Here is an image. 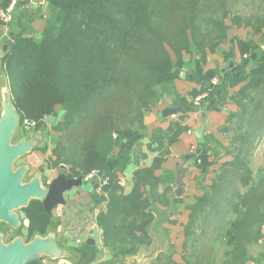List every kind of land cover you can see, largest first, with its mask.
<instances>
[{
  "label": "trees",
  "instance_id": "1",
  "mask_svg": "<svg viewBox=\"0 0 264 264\" xmlns=\"http://www.w3.org/2000/svg\"><path fill=\"white\" fill-rule=\"evenodd\" d=\"M257 1L261 12L241 15L229 10L227 0H47L49 14L40 38L17 34L5 46L1 69L19 126L29 119L36 123L34 130L43 131L44 118L55 116L52 156L40 167L63 166L67 177L82 179L97 169L107 178L98 194L105 206L95 221L110 254L95 264H126V257L151 244L148 228L155 205L178 200L170 187L158 192L170 179L165 180L168 172L156 175L155 170L187 127L173 122L166 133L153 132L158 153L150 166L134 170L128 193L115 170L104 172L108 158L133 132L145 129L144 112L173 89L183 53L205 61L207 52L220 49L231 25L264 34V0ZM249 45L237 39L241 54ZM215 74L210 70L204 76L210 80ZM241 82L230 96L236 110L220 128L228 133V144L206 137L197 148L196 165L218 167L209 183L203 182L205 173L200 175L202 193L187 206L180 260L170 253L166 264H260L264 257V166L255 171L250 166L264 135V54L241 81L229 85ZM221 154L228 158L218 162ZM19 212L17 229L0 222V230L9 232L5 242L16 236L27 242L52 230V212H45L40 200H30ZM255 245L259 257L251 254ZM155 260L162 261L161 256Z\"/></svg>",
  "mask_w": 264,
  "mask_h": 264
},
{
  "label": "crops",
  "instance_id": "2",
  "mask_svg": "<svg viewBox=\"0 0 264 264\" xmlns=\"http://www.w3.org/2000/svg\"><path fill=\"white\" fill-rule=\"evenodd\" d=\"M5 2L6 0H0V4ZM48 14L47 0H19L14 7L10 21L0 22V50L17 34L39 39ZM237 39L249 42L248 52L244 54L239 52ZM263 54L264 34L254 35L250 28L243 26L229 28L227 38L220 49L215 52H207L203 62L199 61V57L195 53H183V65L175 68L177 77L174 79L173 89L164 93L155 106L144 112L145 129L133 132L131 138L118 145L108 158L104 172L107 169L115 170L124 188V193H128L133 186L134 170L150 166L158 153L157 143L152 142L153 132L166 133L169 124L173 122H179L182 126L187 127V130L183 131L178 139L169 146V153L160 169L155 170L156 175L168 172V177L165 176V180L170 179V182L165 181L159 185L158 192L161 193L165 187H170L178 200L168 205L156 204L155 218L148 228L150 236L154 230L159 239V236L166 235L169 245L174 247L175 254L181 251L183 226L188 219L189 212L187 206L194 203L195 198L202 193L198 186V182L202 178L200 175L205 173L203 182L209 183V177L218 167V164L208 168L196 165L194 157L197 156V150L192 152L191 148L193 146L198 148L199 144L194 131L204 124V140L206 137L209 139L213 137L219 139L223 145L228 144V139L220 132V128L224 125L228 114L236 110V105L230 96L242 84L241 82L230 86L229 82L230 80L241 81L251 65L261 60ZM210 70L216 71L213 76L217 78L216 83L211 82L213 77L208 80L204 76L205 72ZM3 74L0 67V90L4 83ZM202 88H204L202 93H206L207 96L195 103V96L191 92ZM55 110L60 112L58 108ZM51 125H45L43 131L38 129L42 131L41 143L22 156L27 160L23 164H28L33 168H29V171L42 172V178L45 176L47 181L60 172L53 173L52 168L47 169L40 166L37 168L38 160L42 154L44 156L45 153L48 158L52 156L51 149L57 135L50 129ZM35 131L37 130H33L29 134L22 132L19 136L28 135L31 137ZM95 182L94 184L89 182L88 187H86L87 182H84V188H72L65 193V204L58 205L52 210L53 229L56 231L55 233L61 231L56 240L72 250L74 257L58 259L43 257V264H95L99 259L109 256L110 250L102 245L101 229L95 221L96 213L104 209L105 206L104 200L94 191ZM177 187L180 188L179 195L175 194ZM73 206L76 207L75 213L72 217L67 218L61 209L65 207L73 209ZM73 216L79 218L78 226H74ZM66 219L72 220L68 223ZM69 231H73L74 237L69 234ZM262 244L264 245V236ZM158 251H161V248ZM128 258L130 257H126L125 261ZM175 260L177 259L175 258ZM248 264L254 263L249 262ZM260 264H264V257Z\"/></svg>",
  "mask_w": 264,
  "mask_h": 264
},
{
  "label": "water",
  "instance_id": "3",
  "mask_svg": "<svg viewBox=\"0 0 264 264\" xmlns=\"http://www.w3.org/2000/svg\"><path fill=\"white\" fill-rule=\"evenodd\" d=\"M4 49L5 47L0 50V60ZM3 78L4 83L0 90V222L17 229L21 224L19 209L26 207L30 200H40L44 211L52 212L56 206L65 204L66 192L72 188L84 187V182L80 176L67 177L64 167L54 178L47 181L46 185L43 183L41 172H36L28 180H24L28 174V164L15 167L14 163L37 146L42 131H35L31 137H21L17 141L14 139L19 115L12 103L5 74ZM53 120L52 114L46 116L45 125H51ZM204 130L203 124L194 131L199 146L205 142ZM104 175L101 173L98 180ZM94 182L95 180H91L90 184ZM179 193L180 188L177 187L175 194ZM3 237L0 232V264H43V257L58 259L74 256L72 250L56 243L55 233L52 231L45 235L36 234L27 242L22 236H16L9 242H5Z\"/></svg>",
  "mask_w": 264,
  "mask_h": 264
},
{
  "label": "rangeland",
  "instance_id": "4",
  "mask_svg": "<svg viewBox=\"0 0 264 264\" xmlns=\"http://www.w3.org/2000/svg\"><path fill=\"white\" fill-rule=\"evenodd\" d=\"M227 5H228V7H229V10L232 12V13H234V14H241V15H245V14H249V13H253V12H257V13H259V12H261L262 10H261V5L259 4V2L257 1V0H227ZM225 22L227 23V24H231L230 23V21L228 20V19H226L225 20ZM233 25H231L230 26V28L232 27ZM54 121H55V119L52 121V123H54ZM22 126L20 125H18V127L16 128V131H15V137H14V139L17 141L19 138H21V136H19V134L21 135V133H22ZM223 135L226 137V135L228 136V133H226V134H224L223 133ZM22 137H29L28 135H23ZM41 140L42 139H40L39 141H38V144H40L41 143ZM211 141V143H209V144H211V146H215L214 144L215 143H213L212 142V140H210ZM37 144V145H38ZM52 144V143H51ZM219 148H217V150H218ZM220 153H222V149H220V150H218ZM221 155H223V154H221ZM22 157V156H21ZM21 157H19L16 161H15V163H14V166L16 167V166H18V165H21V164H23V162L24 163H26V158H21ZM223 159L225 160L226 158H228V157H226V156H224L223 155ZM48 158V156H45V153H44V156H43V154H42V157L38 160V164H37V168L41 165H44L45 163H44V161L46 160ZM250 166H251V168L255 171V170H257L258 168H260V167H263L264 166V135H263V138H262V140L260 141V143L258 144V146H257V148H256V150L254 151V154H253V156H252V160H251V162H250ZM63 167V166H62ZM62 167H60V168H55V169H53V173L54 172H58V171H61V168ZM29 168H32V167H30L29 166ZM33 169V168H32ZM45 171H46V169H45ZM36 172H38V171H36ZM36 172H33L32 170H28V174H26L25 175V178H24V180H28L29 179V177L31 176V175H33L34 173H36ZM45 173V172H44ZM41 174H43L42 172H41ZM89 182H87L86 184V187H88V184ZM82 188H84V187H82ZM72 203V202H71ZM57 207V206H56ZM55 207V208H56ZM74 208L73 209H69V208H67V207H65L64 209L62 208L61 209V212H62V210H63V212L66 214V217L67 218H70V217H72V215L75 213V209H76V207L75 206H73ZM19 214H20V212H19ZM74 217V226H78V224H79V218H77L76 216H73ZM75 218H77V219H75ZM72 219H66V221L69 223L70 221H71ZM73 228V227H72ZM75 229H77V228H75ZM0 231H3L4 232V230H3V228H1V230ZM50 231H52V232H56L53 228H52V230H50ZM155 231V230H154ZM154 231L152 232V234H151V238H152V241H151V244L149 245V246H143L142 247V249H140V251H138L137 252V254L135 255V256H132V257H130V258H128L127 260H126V264H166V262H168V260H167V258H166V255L167 254H170V253H172L173 254V256H172V258H176L177 260H178V258L181 256V251H180V253L178 252V253H176L175 254V251H174V247H173V245H169V240H168V238L166 237V235H162V236H159L160 237V239L157 237V234H155L154 233ZM2 232V233H3ZM75 232V231H74ZM9 233V232H8ZM8 233H3V235H4V237H3V239H4V241H5V239L6 238H8ZM59 234H61V231H57V233H55V241H56V243L57 244H61V243H59L56 239L58 238V236H59ZM69 234L71 235V236H73L74 237V233H73V231H69ZM24 239V238H23ZM63 245V244H62ZM161 248V251H158V249H160ZM74 253V252H73ZM155 253H156V255H155ZM251 254L254 256V257H259V251H258V246H252V248H251ZM158 256H161V260L162 261H160V262H157L155 259H156V257H158ZM168 256V255H167ZM74 257V256H73ZM160 258V257H159ZM179 260H180V258H179Z\"/></svg>",
  "mask_w": 264,
  "mask_h": 264
},
{
  "label": "built area",
  "instance_id": "5",
  "mask_svg": "<svg viewBox=\"0 0 264 264\" xmlns=\"http://www.w3.org/2000/svg\"><path fill=\"white\" fill-rule=\"evenodd\" d=\"M19 0H10L9 3L6 6H0V22L1 23H7L10 21V19L12 18V14H13V10L15 5L17 4ZM212 83H216L217 82V78L213 77L211 79ZM207 94L206 93H200L198 95L195 96L194 101L195 103H198L200 100H202L204 97H206ZM35 121L33 120H29V119H24L21 126H22V132L24 133H32L33 130L35 129ZM113 137H116L115 134H113ZM192 152H196L197 148L195 146H193L191 148ZM197 161H199V159L197 158ZM100 171L97 169H92L91 171H89L88 173L85 174V176L83 177V181L84 182H90L91 180H96L98 179L99 175H100ZM107 178L106 176H104L101 180H97L95 182V187H94V191L95 193H101V188L102 186L106 183Z\"/></svg>",
  "mask_w": 264,
  "mask_h": 264
}]
</instances>
